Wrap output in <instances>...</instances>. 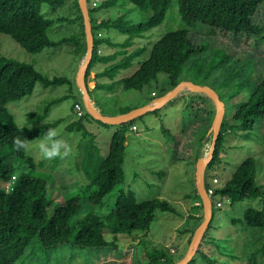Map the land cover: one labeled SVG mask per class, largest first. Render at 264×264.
Listing matches in <instances>:
<instances>
[{"label": "trees", "instance_id": "1", "mask_svg": "<svg viewBox=\"0 0 264 264\" xmlns=\"http://www.w3.org/2000/svg\"><path fill=\"white\" fill-rule=\"evenodd\" d=\"M67 1L0 0V32L10 35L24 49L33 53L40 52L46 47H57L62 43L71 42L74 52L81 59L87 51V40L84 17L78 0H74L77 13L69 19L73 23H81L82 28L80 27L70 37L60 40L55 39L52 35L57 28V21L64 20L66 16L54 18L50 17V14L63 7ZM129 1L143 10L152 9V14L137 23L126 19L125 15L99 21L92 15V10L99 5L97 4L93 9L89 8L94 35V50L85 80L90 91L89 82L93 76V67L97 62L104 64L105 68L97 71L93 76L94 89L115 90L118 86L119 89L142 91L146 85L159 82L160 74H165L166 82L161 86L162 91L155 92V96L152 94L153 96L149 97L148 94L146 101L140 106L164 95L181 82L180 75L184 65L194 54L210 53V47L206 43L199 45L194 43L190 37L192 26L201 23L210 31L220 30L233 33L235 36H240L245 32L257 34L263 30L255 24L254 19L260 6L264 4V0ZM118 2L119 0H105L103 4L106 7H111L116 6ZM171 5L178 7L183 25L166 32L155 41L149 57L140 61L138 68L130 76L118 78L123 69L129 68L135 58L142 56L147 51V46L129 51L128 49L134 45V39L147 37L145 32L162 24ZM114 27L119 28L123 34L128 36L122 43H112L100 32ZM104 42L109 43L112 47L120 46L123 49L112 54H101L100 45ZM119 55L122 58L117 60ZM207 61L209 70L205 77L212 73L220 74L226 77L225 85L235 82L236 78L245 72V67H241L238 60L220 49L213 48L210 54L205 55L202 64L205 65ZM246 75L247 79L240 81V85L247 86L249 92L243 100L234 105L232 118L235 123L231 126H228L226 120L229 108L225 103L226 113L223 125L213 159L207 170L221 161L223 144L229 127L247 130L252 129L259 120L264 123V75L259 82L252 76ZM105 78L110 79L111 82L107 83L104 81ZM65 82H69L65 76L50 78L33 64L0 54V264H15L23 257L33 255L36 249L40 250V248L49 258L54 249L64 244H69L72 247L78 246L82 249H113L118 246L117 242L123 235L131 236L138 240L139 244L141 237H145L149 232L156 211L175 210L174 206L166 199L153 197L139 201L132 191L126 192L123 189L117 193L113 205L108 210L103 209L105 196L125 181L123 164L128 133L130 130H138L137 121L145 117L148 112L123 124H107L95 119L87 110L84 111L81 93L80 99L74 103V109L76 110V105L79 104L83 114H78L79 118L68 124L66 128L69 131L80 132L86 139L82 157L75 169L82 172L89 181L87 189L90 191L83 190L85 197L88 196L85 201L88 207L80 217L74 219L84 207L82 194L76 193L62 204H55L48 195L47 180L34 174L35 158L30 153L17 151L14 147V139L19 137L26 139L29 143L43 136L50 126L55 128L60 124L63 121L62 118L49 122L48 125L43 123V120L49 114L50 105L62 98L49 102L41 112L31 113L28 124L32 126L31 128L27 125L23 128L17 122L14 113L9 108V103L13 99H22L31 95L37 83L48 87ZM200 84L205 83L200 82ZM205 97L209 98L206 95ZM220 98L225 102L222 95ZM174 99L161 108L149 111V113L154 117H160V114ZM140 106L125 107L118 113H125ZM213 107L209 118L210 125L215 116L214 103ZM101 112L103 113L102 110ZM89 119L97 120L101 124L113 128L106 155L102 154V147L96 140L97 136L86 123ZM20 167L27 171L21 172L17 176L15 170ZM256 171V159L253 156H247L241 160L232 177L223 185L220 184V180L217 184L213 183L216 176L212 177V185H208L206 176V186L207 188L210 186L216 188V199L221 202V199H228L232 204L247 199L252 200L264 195V188L256 181ZM7 183L10 184L9 188L5 186ZM194 194L196 197L194 206L200 207L202 210L196 214L192 213L190 218L195 219L199 226L203 220V204L196 187ZM214 206L221 208L223 203L221 207H217L216 203ZM240 219L243 226L262 230L264 229V208L248 207L243 211ZM212 220L203 238L208 233ZM186 230L187 232L191 231L193 236L196 224L193 228ZM174 252L171 251V253ZM198 252L199 249L196 254ZM201 256L207 262L204 264H216V260L205 253H202ZM147 258L148 264H174L176 262V260L167 257V252L164 249H156L153 253L147 254ZM194 260L195 257L190 263H193ZM137 262L140 263L138 257Z\"/></svg>", "mask_w": 264, "mask_h": 264}, {"label": "rangeland", "instance_id": "2", "mask_svg": "<svg viewBox=\"0 0 264 264\" xmlns=\"http://www.w3.org/2000/svg\"><path fill=\"white\" fill-rule=\"evenodd\" d=\"M104 1H87L89 8H95L92 6L93 2L99 5L92 10L93 17L99 21L125 15L126 19L137 23L152 14V9L143 10L129 0H119L116 6L111 7H106ZM76 13L74 0H68L63 7L50 14V17L54 18L66 16L64 20L56 23L57 28L52 34L55 39L70 37L80 27L82 28L81 23H73L69 19ZM254 21L263 29L262 32L257 34L245 32L235 36L233 33L220 30L210 31L201 23L190 29V37L195 44L206 43L210 47V53L213 48L220 49L238 60L241 67H245L246 73L243 72L235 82L225 85L226 77L220 74L212 73L205 77L209 70V62H205V65L202 62L205 55L210 53L201 52L189 59L180 75L182 80L197 84L203 82L222 95L229 108L226 117L228 126L235 123L232 118L234 105L243 100L249 92L247 86L240 85V81L247 79L246 74H248L259 82L264 75V4L260 6ZM182 25L178 7L171 5L162 24L145 32L147 37L134 39V45L128 49L129 51L142 46H147V51L135 58L129 68L123 69L118 78L130 76L138 68L139 62L149 57L155 41L166 32ZM100 32L116 44L122 43L128 37L117 27ZM100 49L101 54H112L123 48L112 47L104 42L100 45ZM0 54L33 64L50 78L65 76L69 79V82L48 87L37 83L31 95L11 100L9 108L20 125H28L31 113L41 112L49 102L62 98L50 105L49 114L44 120L53 122L63 119L55 129L59 133L58 138L65 142V148L61 150L60 155L51 159L41 158L38 150L29 153L35 158L34 174L47 180L48 195L55 204H62L76 193L83 195L84 207L82 212L74 217L77 219L88 207L85 202L88 196L85 197L83 190L90 191L87 189L88 179L75 169L82 157L86 139L80 132L69 131L66 126L79 118L74 103L81 97L77 86V73L83 57L79 59L71 42L62 43L57 47H46L37 53L29 52L10 35L2 32H0ZM120 55L117 60L122 58ZM199 64L202 65L198 66ZM93 68L94 76L105 66L97 62ZM160 75L159 82L146 85L142 91L119 89L118 86L115 90L94 89L95 80L92 76L89 82L90 94L103 113L116 115L125 107L140 106L146 101L148 94L150 97L153 96V92L160 93L161 86L166 82L165 74ZM104 81L111 82L108 78ZM213 103L204 93L184 91L168 104L160 117H154L148 112L145 117L137 121L138 130L129 131L123 164L125 181L105 196L103 209L108 210L113 205L121 189L126 192L132 191L139 201L161 197L168 200L175 208L174 211H156L149 232L145 237H141L139 244L138 240L125 235L119 238L118 246L113 249H82L64 244L54 249L49 258L40 248L43 254L36 249L33 255L23 257L15 264H148L147 254L153 253L156 249L166 250L167 257L176 262L182 259L193 237L192 232H187L186 229L193 228L195 224L196 228L198 227L197 221L190 218V215L202 210L194 206L195 173L200 155H206L210 150L213 138L210 128L213 120L210 125L209 118L214 108ZM82 105L85 111L83 101ZM86 123L97 136L96 140L102 147V154L106 155L113 128L94 119H89ZM228 129L221 153L222 159L207 170V184L212 185V177L216 176L223 185L232 177L241 160L253 156L257 163L256 181L264 188V123L259 120L252 129L247 130L231 127ZM42 137L30 141V146L36 149ZM15 171L18 176L27 170L20 167ZM221 200L223 206L221 208L214 206L211 227L201 242L194 262L189 264H204L206 261L203 260L202 253L215 259L216 264H264V229H249L243 226L240 219L243 211L248 207L263 209L264 195L233 204L228 199ZM172 249L174 253H171ZM137 257L140 263L137 262Z\"/></svg>", "mask_w": 264, "mask_h": 264}, {"label": "water", "instance_id": "3", "mask_svg": "<svg viewBox=\"0 0 264 264\" xmlns=\"http://www.w3.org/2000/svg\"><path fill=\"white\" fill-rule=\"evenodd\" d=\"M78 2L84 17L86 40H87V51L85 56L83 57L81 64L79 65V69L77 73V86L82 94V101L84 103L86 110L95 119L111 125L123 124L149 111L155 110L157 108H161L166 103H168L169 101H171L172 99H174L184 91L204 93L215 104L216 113L210 128V133L213 136L210 150L206 155L200 156L199 160L197 161L196 173H195L196 189L203 204V220L200 223V225L196 228L193 234L187 253L184 255L182 259L174 263V264H189L192 261V259L195 257L202 242V239L204 237V234L211 220L213 219L212 200L207 193L205 179H206V171L208 165L211 163L213 159L220 130L223 125V121L226 113V105L224 101L221 100L218 92L215 89L211 88L210 86L197 84L192 81L182 80L173 89H171L164 95L159 96L151 103L134 108L128 112L121 114L108 115L102 113L101 110L96 106L95 102L93 101V98L91 97L89 88L85 80L86 72L93 57L94 35L92 32V25H91L87 0H78Z\"/></svg>", "mask_w": 264, "mask_h": 264}, {"label": "clouds", "instance_id": "4", "mask_svg": "<svg viewBox=\"0 0 264 264\" xmlns=\"http://www.w3.org/2000/svg\"><path fill=\"white\" fill-rule=\"evenodd\" d=\"M95 3V5H94ZM93 7L97 6V2L92 3ZM89 8V7H88ZM204 85V84H201ZM155 92H153V95L155 96ZM180 95V94H179ZM178 95V96H179ZM206 95V94H205ZM207 96V95H206ZM158 98V97H156ZM155 98V99H156ZM155 99H153L151 102H153ZM150 102V103H151ZM225 103V102H224ZM43 123L49 124V121L43 120ZM26 124L21 125L23 128L25 127ZM29 128H31V125H27ZM212 135V134H211ZM59 133L57 129L53 127H49L46 132H44L43 137L41 138L39 144L36 146V149H33L30 144L27 142L26 139H20L19 137L14 139V147L16 148L17 151H23L25 153H29L32 151H37L39 152L41 158L44 159H51L55 156H58L61 154V150L65 148V142L58 138ZM207 189V186H206ZM208 193V192H207ZM209 195V194H208ZM212 200V206H214L215 203V198L211 197ZM203 240V239H202ZM201 245V244H200Z\"/></svg>", "mask_w": 264, "mask_h": 264}, {"label": "built area", "instance_id": "5", "mask_svg": "<svg viewBox=\"0 0 264 264\" xmlns=\"http://www.w3.org/2000/svg\"><path fill=\"white\" fill-rule=\"evenodd\" d=\"M94 5H95V3H94ZM76 110H77L79 115L83 114V111H82L81 106L79 104L76 105ZM134 128H136V127L134 126ZM213 183H215V184L219 183V179L217 177H215L213 179ZM5 186H6V188H9L10 184L7 183ZM207 192H208L209 196L215 198L216 206L217 207H221L222 206V202L220 200L216 199L217 198L216 188L214 186H210L209 188H207ZM172 251H174V249H172Z\"/></svg>", "mask_w": 264, "mask_h": 264}, {"label": "crops", "instance_id": "6", "mask_svg": "<svg viewBox=\"0 0 264 264\" xmlns=\"http://www.w3.org/2000/svg\"><path fill=\"white\" fill-rule=\"evenodd\" d=\"M94 101V100H93ZM95 102V101H94ZM96 104V103H95ZM110 115V114H109Z\"/></svg>", "mask_w": 264, "mask_h": 264}]
</instances>
